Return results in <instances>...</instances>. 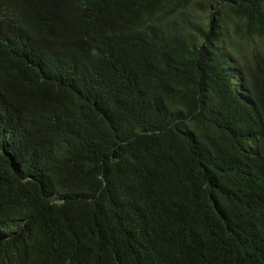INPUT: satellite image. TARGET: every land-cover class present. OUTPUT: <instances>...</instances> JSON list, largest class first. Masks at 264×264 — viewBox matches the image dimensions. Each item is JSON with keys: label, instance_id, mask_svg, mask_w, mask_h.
<instances>
[{"label": "trees", "instance_id": "obj_1", "mask_svg": "<svg viewBox=\"0 0 264 264\" xmlns=\"http://www.w3.org/2000/svg\"><path fill=\"white\" fill-rule=\"evenodd\" d=\"M0 264H264V0H0Z\"/></svg>", "mask_w": 264, "mask_h": 264}]
</instances>
